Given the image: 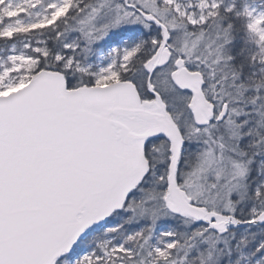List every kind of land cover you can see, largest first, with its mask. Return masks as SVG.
I'll return each mask as SVG.
<instances>
[{
	"label": "snow or ice",
	"instance_id": "1",
	"mask_svg": "<svg viewBox=\"0 0 264 264\" xmlns=\"http://www.w3.org/2000/svg\"><path fill=\"white\" fill-rule=\"evenodd\" d=\"M0 264H264V0H0Z\"/></svg>",
	"mask_w": 264,
	"mask_h": 264
}]
</instances>
